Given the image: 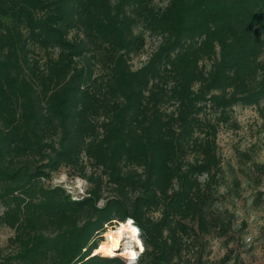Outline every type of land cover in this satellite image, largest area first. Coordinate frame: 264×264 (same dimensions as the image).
Here are the masks:
<instances>
[{
  "label": "trees",
  "instance_id": "trees-1",
  "mask_svg": "<svg viewBox=\"0 0 264 264\" xmlns=\"http://www.w3.org/2000/svg\"><path fill=\"white\" fill-rule=\"evenodd\" d=\"M166 1L0 0V264H126L95 237L128 219L132 264H205L232 238L218 134L238 104L264 129V0ZM63 167L81 198L51 184Z\"/></svg>",
  "mask_w": 264,
  "mask_h": 264
},
{
  "label": "rangeland",
  "instance_id": "rangeland-1",
  "mask_svg": "<svg viewBox=\"0 0 264 264\" xmlns=\"http://www.w3.org/2000/svg\"><path fill=\"white\" fill-rule=\"evenodd\" d=\"M162 5L166 0H156ZM158 39L148 37L146 51L133 60L138 67L146 60L155 47ZM233 117L239 126L222 125L218 134L219 149L223 159V182L220 187L219 203L228 208L234 217L232 238L211 236L205 250V264L217 262L231 249L233 257L244 261V264H264V174L253 168V160L264 162V129L262 118L255 107L238 104L234 107ZM247 153V154H246ZM251 157L253 159H251ZM54 181H59L54 183ZM53 185H62L74 199H79L89 187L88 181L81 176L69 174L63 167L53 175ZM101 200L100 204H103ZM3 208L0 206V211ZM131 225L135 223L129 221ZM120 223L109 224L97 234L99 240L98 253L105 255L106 248L113 243L108 233L119 227ZM125 231L121 245L114 248L110 255L125 259L132 264L142 252V239L137 242L132 232ZM13 230L7 226L0 228V242L6 246ZM230 239V240H229ZM232 239V240H231ZM233 261V260H232ZM232 263V262H231Z\"/></svg>",
  "mask_w": 264,
  "mask_h": 264
},
{
  "label": "bare ground",
  "instance_id": "bare-ground-1",
  "mask_svg": "<svg viewBox=\"0 0 264 264\" xmlns=\"http://www.w3.org/2000/svg\"><path fill=\"white\" fill-rule=\"evenodd\" d=\"M125 231L132 232V234L135 237L137 242L141 241V239L139 238V235H138L139 227L136 225H131L130 222L123 221V222H121V224H119V227L117 229L112 230L108 233L110 239L112 240L111 242L113 243V245L108 246L106 248L105 254L110 255L112 253H115L114 248H117L121 245V240L123 238Z\"/></svg>",
  "mask_w": 264,
  "mask_h": 264
},
{
  "label": "clouds",
  "instance_id": "clouds-1",
  "mask_svg": "<svg viewBox=\"0 0 264 264\" xmlns=\"http://www.w3.org/2000/svg\"><path fill=\"white\" fill-rule=\"evenodd\" d=\"M59 181H54V183H58Z\"/></svg>",
  "mask_w": 264,
  "mask_h": 264
},
{
  "label": "built area",
  "instance_id": "built-area-1",
  "mask_svg": "<svg viewBox=\"0 0 264 264\" xmlns=\"http://www.w3.org/2000/svg\"><path fill=\"white\" fill-rule=\"evenodd\" d=\"M131 220H132V219H131ZM134 225H135V224H134ZM139 233H140V230H139ZM139 233H138V234H139ZM142 250H143V249H142Z\"/></svg>",
  "mask_w": 264,
  "mask_h": 264
}]
</instances>
